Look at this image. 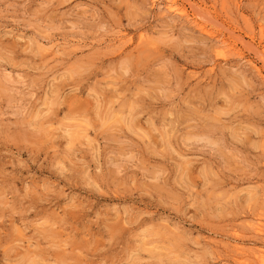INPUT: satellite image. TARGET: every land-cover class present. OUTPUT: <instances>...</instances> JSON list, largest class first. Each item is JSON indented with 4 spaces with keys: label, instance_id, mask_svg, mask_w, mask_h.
Listing matches in <instances>:
<instances>
[{
    "label": "rangeland",
    "instance_id": "1",
    "mask_svg": "<svg viewBox=\"0 0 264 264\" xmlns=\"http://www.w3.org/2000/svg\"><path fill=\"white\" fill-rule=\"evenodd\" d=\"M261 255L264 0H0V264Z\"/></svg>",
    "mask_w": 264,
    "mask_h": 264
},
{
    "label": "bare ground",
    "instance_id": "2",
    "mask_svg": "<svg viewBox=\"0 0 264 264\" xmlns=\"http://www.w3.org/2000/svg\"><path fill=\"white\" fill-rule=\"evenodd\" d=\"M180 9H181V8H180ZM176 10H178V9H176ZM181 10H182V9H181ZM176 12H180V10H179V11H176ZM240 42H241V41H240ZM260 259H261L262 263H264V256H263V255H261Z\"/></svg>",
    "mask_w": 264,
    "mask_h": 264
}]
</instances>
